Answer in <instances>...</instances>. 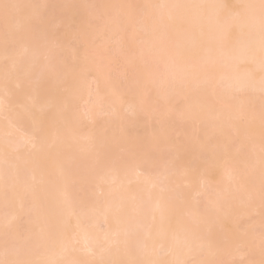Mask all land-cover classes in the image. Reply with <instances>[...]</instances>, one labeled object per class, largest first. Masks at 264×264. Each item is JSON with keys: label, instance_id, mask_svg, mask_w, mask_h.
<instances>
[{"label": "bare ground", "instance_id": "6f19581e", "mask_svg": "<svg viewBox=\"0 0 264 264\" xmlns=\"http://www.w3.org/2000/svg\"><path fill=\"white\" fill-rule=\"evenodd\" d=\"M49 3L0 0V260L261 264L260 0Z\"/></svg>", "mask_w": 264, "mask_h": 264}, {"label": "rangeland", "instance_id": "374dc122", "mask_svg": "<svg viewBox=\"0 0 264 264\" xmlns=\"http://www.w3.org/2000/svg\"><path fill=\"white\" fill-rule=\"evenodd\" d=\"M89 2H95L96 0H88ZM49 6L50 7H52V9H55V8H57V0H49ZM70 2V1H69ZM49 7V8H50ZM48 7H47V9H46V11L43 13V18L44 19H49L48 17L51 15V9H49ZM4 30V27H3V24H2V22L0 21V32H2ZM0 35H1V33H0ZM111 46H114V44H112ZM5 48L7 49L8 48V50H10V51H15V50H17V45H16V43H8L6 46H5ZM112 48V47H111ZM115 69H113V71H115L116 72V70H117V66H115L114 67ZM115 72H113V73H115ZM0 120H4V118H1L0 117ZM23 149H25V148H23ZM22 149V150H23ZM18 152H22V151H19L18 150ZM24 152V151H23ZM15 153V152H14ZM26 175H27V173H26ZM25 175V176H26ZM3 197H5V198H3V199H5V201L6 202H8V201H10L11 200V193H10V190L8 191L7 190V192L5 193V196H3ZM9 203V202H8ZM2 205H4V208H3V206ZM0 207L1 208H3V210L1 209V211H0V220H2L3 219V217H5L6 215L8 216V213H9V211L12 209L11 207H9L10 205L8 204L7 205V203H4V204H2ZM26 206H27V211H28V216L27 217H29L28 219H31L32 220V216L34 215V213H33V208L31 207V200H30V198H26ZM11 208V209H10ZM26 211V212H27ZM10 214V213H9ZM25 216V215H24ZM26 217V218H27ZM6 218V217H5ZM25 218V217H24ZM25 218V219H26ZM33 218H34V216H33ZM22 219H23V217H22ZM28 219H26V220H28ZM24 226L26 227V225H25V220L23 219V220H21L20 222H19V226L17 227V229H19L20 230V233H21V231L23 232V233H21V236L23 237V235L22 234H26V233H24V231L26 232L27 230H24L23 231V229H24ZM101 228H104V226H101ZM26 229V228H25ZM25 236V235H24ZM0 238H3V237H1L0 236ZM1 240V239H0ZM6 242H8L7 240H5ZM13 242V241H12ZM15 242H13L12 244H14ZM10 244H11V241H10ZM9 244V245H10ZM16 245L18 244V242L17 243H15ZM12 246V245H11ZM18 246V245H17ZM231 262V261H230ZM233 262H235V261H233L232 260V262L231 263H233ZM236 262H238V261H236Z\"/></svg>", "mask_w": 264, "mask_h": 264}, {"label": "snow or ice", "instance_id": "6c2138e0", "mask_svg": "<svg viewBox=\"0 0 264 264\" xmlns=\"http://www.w3.org/2000/svg\"><path fill=\"white\" fill-rule=\"evenodd\" d=\"M4 7L7 9L8 7H10L9 5H4ZM12 7H16L15 5H13ZM174 7H190V8H194V7H203L202 5H177ZM247 7L249 8H254L256 7L255 5H247ZM259 23H260V57H261V61L262 63H264V0H260V4H259ZM264 83V82H262ZM261 200H262V205H264V186H262V190H261ZM0 264H35V262H31V261H24V260H9V259H3L0 260ZM68 264H73V262H68ZM261 264H264V261H261Z\"/></svg>", "mask_w": 264, "mask_h": 264}]
</instances>
